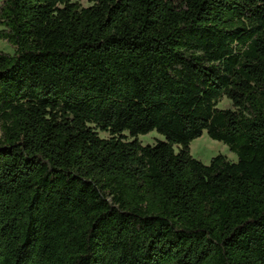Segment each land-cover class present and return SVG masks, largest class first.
Returning a JSON list of instances; mask_svg holds the SVG:
<instances>
[{
	"label": "trees",
	"instance_id": "1",
	"mask_svg": "<svg viewBox=\"0 0 264 264\" xmlns=\"http://www.w3.org/2000/svg\"><path fill=\"white\" fill-rule=\"evenodd\" d=\"M89 1L0 7V264H264V0Z\"/></svg>",
	"mask_w": 264,
	"mask_h": 264
},
{
	"label": "rangeland",
	"instance_id": "2",
	"mask_svg": "<svg viewBox=\"0 0 264 264\" xmlns=\"http://www.w3.org/2000/svg\"><path fill=\"white\" fill-rule=\"evenodd\" d=\"M79 3L83 8H87L92 6L89 0H74ZM3 3V0H0V7ZM0 51L7 54H14V48L6 41L0 40ZM219 109H231L232 102L227 98L223 99V101L218 105ZM102 138H108L109 136L105 133H100ZM164 138L157 133H151L146 136L139 137L141 143L146 145H155L157 141L163 140ZM191 154L194 158L198 159L205 165H209L211 160L218 156L223 155L227 157V159L231 162H237L238 157L232 153L227 146L220 142L213 141L209 138L207 133L192 142L191 144Z\"/></svg>",
	"mask_w": 264,
	"mask_h": 264
}]
</instances>
